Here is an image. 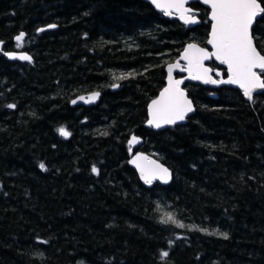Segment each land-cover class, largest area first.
<instances>
[{
  "label": "trees",
  "instance_id": "trees-1",
  "mask_svg": "<svg viewBox=\"0 0 264 264\" xmlns=\"http://www.w3.org/2000/svg\"><path fill=\"white\" fill-rule=\"evenodd\" d=\"M190 7L187 28L144 0H0V264H264V91L186 83L187 122L144 125L165 66L207 40L209 10ZM252 34L264 55L261 16ZM18 50L32 63L4 55ZM137 150L171 183L145 187Z\"/></svg>",
  "mask_w": 264,
  "mask_h": 264
},
{
  "label": "snow or ice",
  "instance_id": "snow-or-ice-1",
  "mask_svg": "<svg viewBox=\"0 0 264 264\" xmlns=\"http://www.w3.org/2000/svg\"><path fill=\"white\" fill-rule=\"evenodd\" d=\"M166 2L182 8L187 0H166ZM203 2L211 7L213 24L211 39L208 43L212 45L214 51L210 53L205 49L197 48L194 44L188 45L182 58L188 61L189 77L191 79H203L204 83L238 84L243 89L244 95L251 99L255 89H264V80H261L254 71L256 68L264 70V55L253 45L250 34L254 19L257 16L264 18V6H262L260 0H203ZM152 3L159 7L161 0H152ZM188 11L190 9L183 10V12ZM183 12L181 18L184 19L185 23L197 22L192 16L183 15ZM50 27H55V25ZM40 31H43V29ZM24 36L25 34L21 32L15 37L18 46L22 45ZM9 55L12 59L31 60L28 55L19 57ZM212 56H215L221 64L227 65L228 79L216 81L207 76L211 69L204 68L203 61L210 59ZM168 74L169 87L165 88L160 94V98L153 100L149 106L151 119L148 123L156 128H161L164 124H175L177 120H183L189 112L194 110L192 102L186 98L184 92L179 88L183 81H173L172 67H169ZM216 74L220 75L219 72ZM98 95L99 93L94 94V96ZM9 107H14V105H9ZM59 133L64 137L70 135L64 128L59 129ZM132 140L138 142L136 137H133ZM135 159L146 158L137 156ZM40 167L41 169L45 168L43 164ZM156 170H158L159 175H157ZM92 171L93 173L98 172L95 167ZM141 175L146 183H151L152 179H165L168 176V170L156 165L155 170H149L147 173L144 169H141ZM168 219L176 223L178 227H184L183 224L176 222L171 214H168ZM223 236L227 239V234H223ZM162 255L167 257L168 253L163 252Z\"/></svg>",
  "mask_w": 264,
  "mask_h": 264
},
{
  "label": "water",
  "instance_id": "water-1",
  "mask_svg": "<svg viewBox=\"0 0 264 264\" xmlns=\"http://www.w3.org/2000/svg\"><path fill=\"white\" fill-rule=\"evenodd\" d=\"M144 1L148 2L157 12L165 14L166 17L172 18V19L176 18L181 24L185 25L187 28H191V27H194V26L200 24V19H199L198 15H197L198 13H196L190 7L191 3L198 2L202 6H204L205 8H207L209 10V20L211 22L210 31H209L207 40H206L204 45H200V44L195 43V42L187 43L184 46L183 50L180 52L178 58L175 61H173L171 63H168L165 66V73H166L165 85L159 91L157 96L154 97L148 103V106H147V120H146V122L144 124L145 127L152 128V129L158 131V130H163V129H166V128H171V127H174V126H177V125H182V124H185L187 122L188 118L191 117L194 114L196 108H195L193 100L189 97L188 91L185 89V83H197V84H200V85H203V86L211 87L213 89H216V88H218V87H220L222 85H225V86H230V87H233L235 89H238L241 92H243V94H244L243 89L238 84L204 83L203 79H191L189 77L188 61L182 58L183 55H184L185 49L188 48V45L194 44V45L197 46V48L205 49L206 51H208L210 53L214 51L212 45L208 43L209 39H211L212 24H213V21L211 20V7L208 4H205L203 2V0H187V2L181 8V7H178V6L174 5V4L167 3L166 0H161L160 6L157 7L155 4L152 3V0H144ZM184 9H190V11L183 12ZM182 12H183V15H185V16H192L197 22L196 23H185L184 19L181 18ZM259 18H260V16H257L254 19V21L252 23V26L250 28V34H251V37H252V42H253V45L255 47H256V44H255V40L253 38L252 29H253V26L255 25L256 21ZM50 26H52V25H48L46 27L40 28V29H38V32L41 33V32H43L45 30H52V29L56 28V26L55 27H50ZM41 29H43V31H40ZM25 36H26V34H25ZM25 36H24V38H25ZM1 48H2V44L0 43V51H1ZM257 50H258V48H257ZM9 54H12V55H14L16 57H19L21 55H28V56L31 57V60L27 61V60H21L19 58L12 59ZM4 55L9 61H19V62H22V63H32V61H33V58L31 56V54L29 52H26V51H8V52H5ZM212 62H215L218 65H221L223 67V69H214V68H212L210 66V63H212ZM169 67H172V78H173V81H175V80L183 81L179 85V88L184 92L186 98L192 102V107H193L194 110L192 112H189L185 116V118L183 120H177V122L175 124H164L161 128H156V127H154V126H152V125H150L148 123V121L151 119V117L149 115V106L152 104L153 100H157V99L160 98V94L164 91L165 88L169 87V74H168ZM203 67L211 69V71L207 73V76L211 77V79H213V80L220 81V80L228 79V68H227V65L221 64L220 61L215 58V56H212L210 59L204 60L203 61ZM181 69H183V70H181ZM254 71L257 73V75L260 77L261 80H264L263 77L260 75V73L264 72V70L256 68V69H254ZM217 72L220 73L219 76L216 74ZM224 72L227 74L226 77H223V73ZM177 74H181L182 76L181 77H177L176 76ZM201 75H203V73H201ZM262 91H264V89L257 88V89H255L253 91L251 99H249L245 95H244V97L249 102H252L253 101V96L255 94L261 93ZM95 93H99V95L98 96H94ZM212 96L215 97L214 94ZM100 97H101V93L100 92L93 91V92L83 93V94H80V95L76 96L75 98H73L71 100L70 103H71L72 106H80L81 105V106L88 107V106H92V105L98 103L99 100H100ZM133 137H136V140L138 142H133V140H132ZM128 143H129L130 147H132V148H139L143 144V139L141 137H139V136H136V135L132 134L130 136V138H129ZM137 156L145 157L146 159L136 160L135 158ZM133 161H135V162H133ZM128 164H129V166L131 168H133L136 171V173L138 175V178L140 179L141 183L143 185H145V187L150 188L154 182H159V183H161L163 185H168L172 181L173 174H172L171 169L167 165L163 164L158 158H156V157H154V156H152V155H150V154H148V153H146V152H144L142 150H137L135 153H133L131 155V157L129 158V160H128ZM138 165H139V167H138ZM156 165H159L162 168H166L168 170V176L165 179H161V178L152 179L151 183H146L145 179L142 178L141 169H144L145 172L147 173L149 170H155L156 169ZM156 171H157V175H159L158 170H156ZM165 180H166V182H165Z\"/></svg>",
  "mask_w": 264,
  "mask_h": 264
},
{
  "label": "rangeland",
  "instance_id": "rangeland-1",
  "mask_svg": "<svg viewBox=\"0 0 264 264\" xmlns=\"http://www.w3.org/2000/svg\"><path fill=\"white\" fill-rule=\"evenodd\" d=\"M23 44V43H22Z\"/></svg>",
  "mask_w": 264,
  "mask_h": 264
}]
</instances>
